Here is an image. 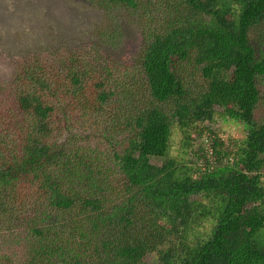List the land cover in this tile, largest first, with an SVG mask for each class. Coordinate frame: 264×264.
Returning a JSON list of instances; mask_svg holds the SVG:
<instances>
[{
  "label": "trees",
  "instance_id": "1",
  "mask_svg": "<svg viewBox=\"0 0 264 264\" xmlns=\"http://www.w3.org/2000/svg\"><path fill=\"white\" fill-rule=\"evenodd\" d=\"M94 1L115 47L142 10L131 61L90 38L0 81V264H264V0Z\"/></svg>",
  "mask_w": 264,
  "mask_h": 264
},
{
  "label": "rangeland",
  "instance_id": "2",
  "mask_svg": "<svg viewBox=\"0 0 264 264\" xmlns=\"http://www.w3.org/2000/svg\"><path fill=\"white\" fill-rule=\"evenodd\" d=\"M105 11L94 0H0V81L12 80L15 70L31 54L48 56L58 48L82 45L90 38L117 63L131 61L142 43L143 19L139 17L142 10L135 15L126 9L111 10L109 23H118L116 32L121 36L117 47L106 39ZM211 125L218 128L219 137L227 143L230 138L241 140L247 131L242 124L227 121L218 113ZM174 136L177 142L172 153L176 154L181 134ZM210 142V134L206 133L193 141L190 151L199 146L211 151ZM153 162L162 164L164 159L154 158ZM153 259L154 253L146 257L147 262Z\"/></svg>",
  "mask_w": 264,
  "mask_h": 264
}]
</instances>
